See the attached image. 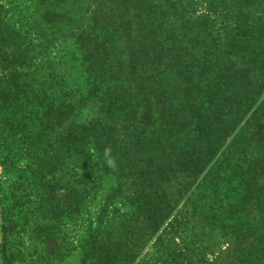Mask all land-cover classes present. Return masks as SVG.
Masks as SVG:
<instances>
[{
	"label": "trees",
	"instance_id": "16d2710c",
	"mask_svg": "<svg viewBox=\"0 0 264 264\" xmlns=\"http://www.w3.org/2000/svg\"><path fill=\"white\" fill-rule=\"evenodd\" d=\"M25 1L17 34L0 0V61L20 54L8 76L42 171L66 157L87 214L114 178L90 252L127 242L103 230L131 228L109 208L124 199L132 234L156 242L150 264H206L197 225H220L221 264H264V0ZM87 107L95 115L79 119Z\"/></svg>",
	"mask_w": 264,
	"mask_h": 264
},
{
	"label": "rangeland",
	"instance_id": "374dc122",
	"mask_svg": "<svg viewBox=\"0 0 264 264\" xmlns=\"http://www.w3.org/2000/svg\"><path fill=\"white\" fill-rule=\"evenodd\" d=\"M6 1L9 13V25L22 34L24 21H29L30 10L25 0ZM34 49L27 53L33 58L32 65L39 55ZM15 57L5 55L0 61L5 77L0 80V91L9 88L2 94L0 104V264H150L149 256L156 251L154 239L141 238L142 234L133 235L136 217L124 199H116L110 209L128 215L131 228L123 222L114 220L111 225H104L105 232L113 233L115 241L127 242L121 245L108 246V256L102 249L97 255L92 254L94 244H103L104 234L91 239L92 229L98 224L107 206V197L114 186V178L105 175L100 180L99 191L89 207V216L83 207L81 183L75 186L72 193L70 162L66 157L58 160L51 158L54 172L42 171L41 155L43 145H38L39 131L28 126L23 128L19 101L20 80L9 77L11 69H20L19 53ZM69 54L66 55L67 61ZM7 58V59H6ZM35 58V59H34ZM64 65H75L72 61ZM31 80L30 83H34ZM4 102H2V101ZM95 109L85 108L79 119L91 118ZM4 122V123H3ZM80 185V186H79ZM175 213H172L174 215ZM127 219L125 216L122 220ZM221 219V218H220ZM217 222V220H215ZM214 222L213 225L216 224ZM227 223L225 221L222 222ZM192 227V224H189ZM218 227H206L202 232L199 225L195 230L200 235L197 246L203 247L202 257L206 264H221L224 259L223 249L228 245L227 237L221 239ZM173 242L177 243L176 238ZM166 247H158V251ZM160 248V249H159ZM199 251V250H198ZM113 258L114 260H110Z\"/></svg>",
	"mask_w": 264,
	"mask_h": 264
}]
</instances>
